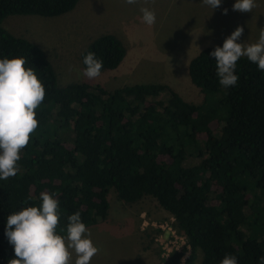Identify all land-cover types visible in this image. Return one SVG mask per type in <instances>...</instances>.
Wrapping results in <instances>:
<instances>
[{"label": "trees", "instance_id": "obj_1", "mask_svg": "<svg viewBox=\"0 0 264 264\" xmlns=\"http://www.w3.org/2000/svg\"><path fill=\"white\" fill-rule=\"evenodd\" d=\"M78 2L0 0V55L25 57L45 88L19 170L0 181V264L14 255L4 236L10 212L38 205L42 191L55 193L63 235L66 216L77 210L86 226L104 220L111 189L126 203L151 197L173 216L190 247L183 264H217L226 253L238 264H256L264 255V71L242 56L237 84L225 89L208 55L220 42L190 60L200 104L186 103L164 83L60 87L43 49L1 23L9 14L59 16ZM89 50L103 60L102 69H115L126 52L112 33L95 36L80 60ZM182 255L171 251L165 264H180Z\"/></svg>", "mask_w": 264, "mask_h": 264}, {"label": "rangeland", "instance_id": "obj_2", "mask_svg": "<svg viewBox=\"0 0 264 264\" xmlns=\"http://www.w3.org/2000/svg\"><path fill=\"white\" fill-rule=\"evenodd\" d=\"M254 2L250 11L240 12L232 10L233 0H222L214 10L202 0H136L131 5L123 0H79L73 10L59 16L9 14L1 24L43 49L60 87L71 82L98 83L108 89L134 83H164L186 103L200 104L203 94L189 73L192 56L207 45L222 42L236 26L243 29L238 42H255L259 28L264 26V0ZM141 7L155 12L156 21L151 26L140 20ZM223 8L228 9L227 14L221 12ZM101 33L119 38L125 56L115 69H102L98 77L89 79L82 73L79 56ZM218 126L216 120L210 123L214 133ZM199 137L205 139L204 134ZM164 159L171 161L169 157ZM108 199L106 218L86 226L99 249L90 264H165L175 239L168 226L175 230L174 245L186 252V239L174 228L173 216L155 199L144 197L126 203L112 189ZM74 260L73 254L69 264ZM199 260L200 256L196 263Z\"/></svg>", "mask_w": 264, "mask_h": 264}, {"label": "clouds", "instance_id": "obj_3", "mask_svg": "<svg viewBox=\"0 0 264 264\" xmlns=\"http://www.w3.org/2000/svg\"><path fill=\"white\" fill-rule=\"evenodd\" d=\"M135 4L136 0H123ZM211 10L219 7L222 0H202ZM255 6L254 0H233L232 10L248 12ZM227 14L228 9H221ZM140 20L151 26L156 21L155 12L148 7L140 8ZM243 29L236 26L222 44L208 53L214 57L215 75L225 89L235 86L238 74L237 60L244 56L264 71V26L259 28L255 42H238ZM82 73L89 79L101 74L103 60L93 51L82 53ZM23 56L0 55V181L17 174L20 150L28 143L29 134L37 127L35 109L45 95L43 83L33 67H25ZM39 204L24 205L10 212L4 225V236L12 246L13 258L7 264H90L99 251L91 239V233L77 210L66 216V224L57 232L59 200L55 193L40 192ZM71 250V251H69ZM217 264H238L237 257L226 253ZM256 264H264V255L256 258Z\"/></svg>", "mask_w": 264, "mask_h": 264}, {"label": "built area", "instance_id": "obj_4", "mask_svg": "<svg viewBox=\"0 0 264 264\" xmlns=\"http://www.w3.org/2000/svg\"><path fill=\"white\" fill-rule=\"evenodd\" d=\"M160 227L163 229L164 228V225L160 224ZM167 228H168V230H170L171 235L175 238L174 239V242H173V245H172L174 249H171L172 247H170L168 250H170V252L173 251V250L181 251L183 253V255L181 256L180 264H183V260L187 256V254L189 253V249H190V247H189V245L187 243V240H186V243H184L185 248H186V250H185L186 252H183V249L181 247H178V246H175L174 245V243L176 242V239H177V237L174 235L175 230L172 229L171 226H168ZM185 239H186V237H185ZM170 252L167 253V255H166L167 257H168V255H169Z\"/></svg>", "mask_w": 264, "mask_h": 264}]
</instances>
